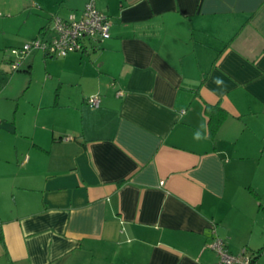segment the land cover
<instances>
[{
	"label": "crops",
	"instance_id": "0c3cea01",
	"mask_svg": "<svg viewBox=\"0 0 264 264\" xmlns=\"http://www.w3.org/2000/svg\"><path fill=\"white\" fill-rule=\"evenodd\" d=\"M88 1L33 0L38 35ZM94 3L110 23L94 50L32 51L12 96L0 64V264H214L213 237L263 248L264 0ZM207 105L227 114L213 139Z\"/></svg>",
	"mask_w": 264,
	"mask_h": 264
},
{
	"label": "built area",
	"instance_id": "2783aa9c",
	"mask_svg": "<svg viewBox=\"0 0 264 264\" xmlns=\"http://www.w3.org/2000/svg\"><path fill=\"white\" fill-rule=\"evenodd\" d=\"M109 30L108 18L97 10L94 0H89L79 13L53 15L46 30L21 48L11 49L10 53L16 58H22L35 50L48 57H64L74 52L83 53L92 50L94 42L108 39ZM11 68L16 70L17 63L12 64ZM116 96L122 97L123 93L117 92ZM87 102L98 107L99 98L91 97ZM207 247L217 256L214 264H255V255L248 249L243 248L232 254L218 237H213Z\"/></svg>",
	"mask_w": 264,
	"mask_h": 264
},
{
	"label": "rangeland",
	"instance_id": "374dc122",
	"mask_svg": "<svg viewBox=\"0 0 264 264\" xmlns=\"http://www.w3.org/2000/svg\"><path fill=\"white\" fill-rule=\"evenodd\" d=\"M39 8V5H35L33 0H0V64L2 65L1 69L3 71L6 70L8 73H12L9 63H1L4 59H7V56H11L10 50L19 46L21 47L32 41L38 35L40 26L46 24L47 14ZM37 55L38 56L35 57V61L37 62L34 65L31 82L33 85L30 92L32 96H36L43 91L42 79L45 74V66L43 61L36 60L41 59V55ZM56 59L60 60V58ZM20 73L21 71H15L13 74H8L7 76L9 79L7 91L11 96L20 88L22 81H25V84L29 81L27 76L23 78L18 77V75H22ZM10 77H12L11 80ZM54 89L55 84L47 86L49 92H52ZM60 90L63 95L71 94L68 85L61 86ZM50 95L51 94H46L47 97ZM47 99L49 100V98ZM12 110L11 108V111Z\"/></svg>",
	"mask_w": 264,
	"mask_h": 264
},
{
	"label": "trees",
	"instance_id": "16d2710c",
	"mask_svg": "<svg viewBox=\"0 0 264 264\" xmlns=\"http://www.w3.org/2000/svg\"><path fill=\"white\" fill-rule=\"evenodd\" d=\"M40 31H42V29H40ZM92 49L94 50V47ZM29 54H27L26 56H24L22 58H16V57L10 56L11 58H9L7 60V63H9L10 66L12 64H14V63H17L16 70H13L11 68V72H15V71L19 70L20 65H22L23 61L26 59V57ZM205 114H206V116L208 118V136L210 137V139H213L214 136H215V134H216V132H217V130L219 129V127L221 126V124L224 122L227 114H226V112L221 107H219L217 105L216 106L207 105L205 107ZM0 243H3V235H2L1 229H0ZM263 251H264V247L261 248L258 251L252 252V254L255 255V257H254L255 264H256V261H257L259 255L262 254Z\"/></svg>",
	"mask_w": 264,
	"mask_h": 264
}]
</instances>
